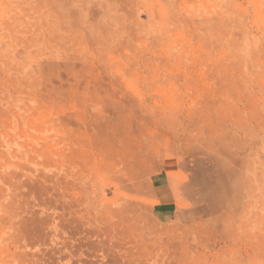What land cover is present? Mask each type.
<instances>
[{
  "label": "rangeland",
  "instance_id": "obj_1",
  "mask_svg": "<svg viewBox=\"0 0 264 264\" xmlns=\"http://www.w3.org/2000/svg\"><path fill=\"white\" fill-rule=\"evenodd\" d=\"M263 4L0 0V264H264Z\"/></svg>",
  "mask_w": 264,
  "mask_h": 264
},
{
  "label": "bare ground",
  "instance_id": "obj_2",
  "mask_svg": "<svg viewBox=\"0 0 264 264\" xmlns=\"http://www.w3.org/2000/svg\"><path fill=\"white\" fill-rule=\"evenodd\" d=\"M264 5V4H263ZM262 6V5H261ZM264 15V14H263ZM264 18V17H263ZM262 19V18H261ZM226 34V33H225ZM10 210V209H9ZM12 213V212H11ZM10 222V221H9Z\"/></svg>",
  "mask_w": 264,
  "mask_h": 264
}]
</instances>
